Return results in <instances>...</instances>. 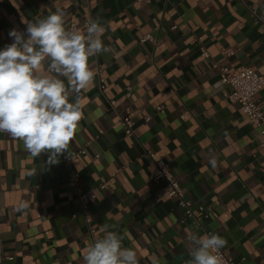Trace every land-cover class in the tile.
Masks as SVG:
<instances>
[{
    "label": "crops",
    "instance_id": "1",
    "mask_svg": "<svg viewBox=\"0 0 264 264\" xmlns=\"http://www.w3.org/2000/svg\"><path fill=\"white\" fill-rule=\"evenodd\" d=\"M57 9L82 32L99 18L111 51L90 58L95 76L80 94L72 159L49 166L47 155L33 158L0 133L2 264H84L94 241L74 197L103 182L90 205L94 240L114 225L139 264H185L187 234L205 229L227 241L233 260L264 264V139L227 100L230 86L212 66L264 74V0H0V50L13 42L12 29L24 32V22ZM146 34L154 40L142 41ZM256 99L264 104V86ZM126 114L132 135L120 123ZM157 160L208 218L185 217L164 196L167 183L149 180ZM22 201L29 207L18 211Z\"/></svg>",
    "mask_w": 264,
    "mask_h": 264
},
{
    "label": "clouds",
    "instance_id": "2",
    "mask_svg": "<svg viewBox=\"0 0 264 264\" xmlns=\"http://www.w3.org/2000/svg\"><path fill=\"white\" fill-rule=\"evenodd\" d=\"M65 17L57 9L24 22L25 31L12 29L13 42L0 50V133L22 141L33 158L47 155L49 166L65 154L72 159L70 144L84 118L80 94L95 76L90 58L111 51L101 39L106 29L99 18L88 20L82 32L66 27ZM208 162L217 167L214 155ZM28 207L22 201L17 210ZM114 227H100L104 235L86 246L84 264H139L136 251L124 246L123 235L110 230ZM186 239L190 259L185 264H222L223 237L190 231Z\"/></svg>",
    "mask_w": 264,
    "mask_h": 264
},
{
    "label": "built area",
    "instance_id": "3",
    "mask_svg": "<svg viewBox=\"0 0 264 264\" xmlns=\"http://www.w3.org/2000/svg\"><path fill=\"white\" fill-rule=\"evenodd\" d=\"M70 4H72L71 1ZM85 24L86 22H84V26ZM66 27L78 30L75 22H70ZM141 40L153 41L154 38L150 34H146ZM201 56H208V52L205 48L201 49ZM212 66L218 68L222 75V81L228 83L230 86V91L227 94V100L240 107L247 121L258 129L260 137L264 139V104L259 103L256 99L257 93L264 86V74H258L250 67H239L234 70H229L227 67L220 66L216 63H213ZM97 88L100 92L104 91L105 83L101 76L98 77ZM109 103L113 105L114 101L110 100ZM157 110H160V107H157ZM149 118L150 117L147 116L145 120H148ZM120 123L125 134L132 135L134 123L131 116L129 114L121 116ZM80 152L83 153L84 151L81 150ZM150 155L152 156V154ZM149 180L153 182L162 180L167 183L164 196L175 198L177 205L182 209L185 217H191L197 222H201L202 219L208 218L209 210L205 206L198 205L194 207L191 201L185 199L180 183L173 177L171 170L163 161H155V169L149 175ZM106 185L107 182H103L98 184L96 187L87 189L79 188L77 189L74 197V201L84 217L89 234L93 241L95 230L91 226L92 217L90 213V205L96 198V191L104 189ZM207 233L212 232L205 229V234ZM220 254L222 256V264H241L240 262L227 256L223 249L220 250ZM4 258L5 257L0 250V264H2Z\"/></svg>",
    "mask_w": 264,
    "mask_h": 264
}]
</instances>
